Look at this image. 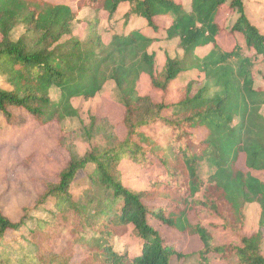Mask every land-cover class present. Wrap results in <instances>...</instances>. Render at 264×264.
<instances>
[{"label": "trees", "instance_id": "16d2710c", "mask_svg": "<svg viewBox=\"0 0 264 264\" xmlns=\"http://www.w3.org/2000/svg\"><path fill=\"white\" fill-rule=\"evenodd\" d=\"M125 2L131 8L122 26L142 17L153 35L134 29L106 44L94 25L84 39L73 36L84 9L106 11L111 20ZM191 6L187 10L178 0H0V74L9 85L0 86V125H15L21 116L15 111L40 124H60L79 115L75 98L92 99L113 81L125 129L120 136L107 118L93 116L91 125L108 144L72 156L58 181L24 207L19 219L0 205V241H7L9 231L20 235L32 213L51 203L49 219L39 220L27 236L36 246L37 264H172L192 255L200 264H210L212 255L264 264V179L256 174L264 171V87L255 88L252 73L255 61L264 58V31L249 18L244 0H191ZM171 13V23L163 25L161 18ZM20 26L24 32L13 39ZM222 33L243 44L221 48ZM173 39L183 55L166 54L157 73L150 47ZM211 45L208 55L197 57V48ZM190 69L204 75L198 88L193 82L180 86L175 101L153 97L151 92L167 94L170 83ZM53 90L59 92L55 101ZM67 137H61L63 146ZM123 162L148 172L150 188L126 185ZM203 164L214 169L206 187ZM249 203L260 205L258 229L245 227ZM61 226L70 239L56 247ZM164 231L195 236L202 247L188 253ZM219 232L233 238L224 240ZM129 233L141 247L115 248V239ZM79 248L84 257L73 261Z\"/></svg>", "mask_w": 264, "mask_h": 264}, {"label": "rangeland", "instance_id": "374dc122", "mask_svg": "<svg viewBox=\"0 0 264 264\" xmlns=\"http://www.w3.org/2000/svg\"><path fill=\"white\" fill-rule=\"evenodd\" d=\"M246 13L249 18L264 31V0H244ZM173 14H169L161 18V23L167 25L171 23ZM119 20V21H118ZM121 19L117 15L108 19L106 11L95 12L89 11L83 13L73 27V36L84 39L89 32L90 27L97 25L98 32L106 44L110 43L115 34L127 33L122 26ZM128 29V28H127ZM24 32L23 27H18L13 32V39H17ZM162 44V45H160ZM218 44L221 48L228 49L235 44H243L237 36H230L222 33L218 38ZM214 47L207 46L197 48L195 54L198 58H204ZM150 51L156 54V72L159 73L166 61V54L172 56H182L183 53L178 47L177 41L163 40L154 42L150 47ZM246 54H251L245 51ZM255 88L264 87V58L260 57L255 61L252 68ZM143 90H150V85L144 80ZM189 82H193L195 88H198L204 82V75L197 69H190L182 72L174 79L169 86L167 94L161 92H151L153 97L162 101L177 100L178 88ZM0 86L7 88L3 75L0 74ZM120 91L113 81L105 84L101 93L94 98L85 100L83 98H75L73 105L77 108L79 115L77 117L67 118L62 123L55 122L49 124H40L33 119L26 111H15L21 115L17 118V123L13 126L9 124L0 125V205L6 215L11 219L17 220L23 214V208L35 204L38 196L46 190L50 182L58 181L59 174L68 163L70 158L81 157L86 151L91 149H100L108 143L105 136L99 133L97 125H91V118L97 116L99 118H107L111 124L116 125V131L120 136L124 135L123 126L124 107L119 103ZM51 98L55 101L59 98L58 90L51 92ZM264 115V105L261 108ZM89 129V130H88ZM168 129L163 127L160 131L166 132ZM68 135L66 146H63L61 137ZM241 159L240 161H242ZM122 179L126 185L136 189H149L151 184L147 180L148 172L140 170V167L130 162L121 163ZM213 168L208 164L200 167V174L204 181L205 187L209 183V175L213 172ZM256 174L264 179V171L256 172ZM204 187V188H205ZM51 203L34 211L32 217L20 232L24 236L23 239L17 241L18 233L9 231L7 241H0V264H37L36 246L28 241L27 236H31L29 232L37 229L39 220H48L49 209H52ZM261 208L258 203H249L245 207V227L248 229H258ZM190 217H193L188 211ZM172 215V214H170ZM59 234L56 237L55 245L66 243L70 239L66 227L61 226ZM53 232V230H52ZM168 238L181 242L184 251L194 252L202 247L200 240L193 237H182L179 233H167ZM17 236V237H16ZM217 236H223L224 240H230L233 236L229 232H219ZM39 235L36 236L38 240ZM141 240L136 239L130 233L124 237L117 238L114 241V247L118 249H127L130 252L136 251L141 247ZM79 254L75 255L73 261H81L84 257L83 251L79 248ZM264 254V242H263ZM210 264H235L237 262L235 256H229L226 261L216 260L215 256H209ZM172 264H200L199 256L192 255L185 259H174Z\"/></svg>", "mask_w": 264, "mask_h": 264}, {"label": "crops", "instance_id": "0c3cea01", "mask_svg": "<svg viewBox=\"0 0 264 264\" xmlns=\"http://www.w3.org/2000/svg\"><path fill=\"white\" fill-rule=\"evenodd\" d=\"M178 1H182L185 8L187 10H191L192 6H191V0H178ZM131 8L130 4L128 2L122 3L120 5V8L118 9L116 15L118 19H122L123 15ZM89 9H84L81 13H80V17L83 15V13L88 12ZM112 20V19H111ZM119 21V20H118ZM122 21V20H120ZM128 28V29H127ZM126 30H128L127 33L131 32L134 29L140 30L142 33L147 34V35H153L152 30L147 26V22L144 18L142 17H133L129 22L127 27H125ZM171 41V40H170ZM172 41H177V43H179L178 39H173ZM160 42V41H159ZM162 45V44H160Z\"/></svg>", "mask_w": 264, "mask_h": 264}]
</instances>
